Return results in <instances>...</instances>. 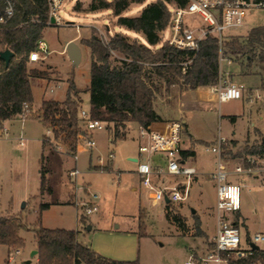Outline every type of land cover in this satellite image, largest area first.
I'll return each instance as SVG.
<instances>
[{
    "label": "rangeland",
    "instance_id": "374dc122",
    "mask_svg": "<svg viewBox=\"0 0 264 264\" xmlns=\"http://www.w3.org/2000/svg\"><path fill=\"white\" fill-rule=\"evenodd\" d=\"M152 1L155 0L133 3L124 15H138ZM77 2L82 3L81 10L75 8ZM90 2L64 0L59 10L63 23L45 28L42 40L46 42L49 54L39 62H28V66L46 71L47 75L30 78L34 97L30 112L24 120L16 116L6 122L10 137H0V215L17 216L24 224L20 230L24 245L10 248L0 244V264H39L38 256L32 257L31 252L32 247L37 249L34 228L40 224L48 228L83 229L79 233L80 240L110 258L139 260L140 264H184L192 250L204 251L212 245L217 229L216 187L212 173L218 158L206 147L225 138L226 158L229 165H234L240 155L258 149L264 140L261 77L244 74L255 68H245L248 60L230 58L224 49L220 51V70L225 79L221 78L215 87L243 83L245 88L240 99L221 102L213 89L209 97L200 99L189 91V87L173 85L167 88L163 80L155 76L161 89L154 104L167 119H186L183 146L196 151L190 162L199 173L187 200L169 207L155 203L141 184L136 172L137 162L128 159L141 158L137 123L127 124L126 137L114 141V124L108 122L107 127L93 132L96 145L77 152L75 157L76 150H70L62 137L56 138L53 132H48L39 119V108L44 100L66 98L70 78L80 91L81 106H89L90 95L86 89L90 84L92 58L82 39L93 33V27L98 29L101 37L108 39L117 20L106 9L88 10ZM195 21L201 23L199 19ZM186 23H189L187 18ZM261 25L264 26V9L251 10L245 27L229 38L246 37L250 29ZM170 34L169 29L165 30L167 37ZM72 38L82 50L78 66L73 65L64 49L66 41ZM120 58L115 54L112 60L118 62ZM20 135L24 137L23 146L18 140ZM44 137L47 145H44ZM43 166L50 170L47 178L52 191L41 192L40 170ZM100 166L108 169H100ZM76 167L80 173L72 179L69 172ZM248 178L244 176V182ZM89 199L98 204V210L82 222L79 212L82 203ZM244 199L245 218L239 221L242 235L264 233V183L246 188ZM43 203H48L49 207L41 210ZM192 208L196 209L195 213ZM199 214L208 233L205 232V236L196 235L195 221L196 217L200 219ZM140 218L145 232L141 237L138 233ZM89 219L93 223L92 229H88ZM200 222L202 228L201 219ZM242 246L247 247V241H243ZM260 247L264 249V242ZM18 248L20 252L16 254ZM29 260L31 262L27 263Z\"/></svg>",
    "mask_w": 264,
    "mask_h": 264
},
{
    "label": "trees",
    "instance_id": "16d2710c",
    "mask_svg": "<svg viewBox=\"0 0 264 264\" xmlns=\"http://www.w3.org/2000/svg\"><path fill=\"white\" fill-rule=\"evenodd\" d=\"M146 0H91L88 10L112 11L116 25L141 34L144 38L118 31L104 39L93 27V33L82 39V44L91 51L90 111L92 117L114 124L113 140L124 139L128 122L136 121L148 126L163 120L155 109V99L160 92L155 76L167 85H184L190 89L200 86H215L222 78L220 51L228 57L248 60L245 68H255L244 74H258L264 88V26L250 29L246 37L227 38L220 44L214 35L199 42L196 50L178 48L163 41L162 32L171 20L170 4L184 7L188 0H155L144 6L135 16L124 15L133 3L144 4ZM77 2L75 8L82 9ZM16 13L9 25L0 33L2 45L14 52L8 66L0 57V124L22 113L24 104L33 103L30 78L46 76V71L29 68V54L38 48L44 30L49 25L48 0H15ZM121 56L118 62L112 60ZM64 100H44L39 108V119L56 138L62 137L69 149L76 150L82 131L78 117L81 107L80 91L73 78L69 79ZM75 96V98H73ZM235 120V117H233ZM44 145L47 138H43ZM264 150V142L259 146ZM257 149L248 150L254 152ZM187 154L188 152H184ZM191 153L195 154L192 150ZM100 169H108V167ZM41 172V192L49 189L47 173ZM49 207L41 204V210ZM169 207V205L167 206ZM196 215V214H195ZM80 220L86 221L81 215ZM180 220V218H179ZM182 227H186L182 222ZM24 227L21 218L0 215V244L21 247L24 240L20 230ZM144 225L139 221V236ZM196 235L205 236L198 217L195 221ZM39 264H140L139 260H115L108 258L78 241V230L48 228L40 224L34 228ZM230 264H264V249H251L247 257H231Z\"/></svg>",
    "mask_w": 264,
    "mask_h": 264
},
{
    "label": "built area",
    "instance_id": "2783aa9c",
    "mask_svg": "<svg viewBox=\"0 0 264 264\" xmlns=\"http://www.w3.org/2000/svg\"><path fill=\"white\" fill-rule=\"evenodd\" d=\"M49 1V25H61L63 18L59 12L64 0ZM171 20L166 28L170 36L163 31V41L189 50H196L199 42L208 35H214L222 44L225 39L234 36L235 31L247 24L251 10L264 9V0H188L184 7L170 4ZM15 0H0V33L9 25L15 16ZM186 18L189 23H186ZM53 19V21H52ZM201 20L199 24L195 20ZM6 48L0 37V51ZM41 52L44 54L42 55ZM49 54L46 42L40 40L38 48L30 52L29 62H39ZM242 84L229 83L216 88L221 102L243 97ZM30 112V105L24 104L21 114L23 120ZM82 131L76 145L77 152L93 148L96 141L92 136L97 129L107 127L108 121L92 117L90 108L81 106L78 111ZM186 122L183 119H163L152 122L148 126H139V156L130 158L137 162L136 172L141 184L149 192L155 203L164 206L178 204L187 200L191 187L198 176V170L190 162L195 156L192 147L185 148L183 138ZM0 137H9V128L0 124ZM20 145H24V137H18ZM227 140L223 137L206 149L217 155V167L212 173L217 189L216 234L210 247L204 251L192 250L184 264H230L229 258L247 257L251 253V244L260 246L264 242V233L243 236L236 215L241 212L243 202L244 176L260 179L264 182V150L258 148L254 152H246L238 157L234 165H229L226 158ZM188 152L185 154L184 152ZM80 173L76 167L69 172L73 179ZM242 178V179H240ZM172 179L173 181H166ZM77 179L75 180V182ZM96 197V195H95ZM168 200V202L166 201ZM79 216H89L98 210V204L89 199L82 203ZM247 241V247L242 242ZM16 254L20 249L15 250ZM12 256L10 255V258Z\"/></svg>",
    "mask_w": 264,
    "mask_h": 264
},
{
    "label": "crops",
    "instance_id": "0c3cea01",
    "mask_svg": "<svg viewBox=\"0 0 264 264\" xmlns=\"http://www.w3.org/2000/svg\"><path fill=\"white\" fill-rule=\"evenodd\" d=\"M142 10V9H141ZM140 10V11H141ZM108 11H110V10H108ZM110 14H112V11H110ZM118 31H122V32H124V33H128L129 35H131V36H137V37H139V38H141L142 40L144 39L143 38V36L141 35V34H136L135 32H133V31H131V30H128L126 27H123V26H117L116 25V28L115 29H113L109 34L110 35H113L114 33H116V32H118ZM106 37H108V35L106 36ZM71 40H73L74 41V39L72 38V39H70L69 41H71ZM67 42V41H66ZM249 75H252V74H249ZM248 75V76H249ZM232 77H234V78H236L234 75L232 76ZM245 77H247V75L245 76ZM222 78H224L223 76H222ZM225 79V78H224ZM243 86H244V84L243 83H241ZM222 86V85H221ZM216 88L217 87H215V86H200V87H198V88H196V89H190L189 91H191V92H194L195 93V95L197 96V98H200V99H203V98H207V97H209L210 96V94H211V92H210V90H212L213 89V91H216ZM244 88H245V86H244ZM262 89L264 90V88L262 87ZM244 90V89H243ZM89 95H90V93H89ZM212 95H215V94H212ZM218 95V94H217ZM251 97H253V95H251ZM47 100H52V99H47ZM54 100V99H53ZM83 104H84V102H83ZM87 108H90V100H89V106L87 107ZM155 109H156V111L161 115V117L163 118V119H167V117L165 116V115H163L161 112H160V110L158 109V107H156L155 106ZM11 120H13V119H11ZM11 120H7V121H5L4 123H6V122H8V121H11ZM183 120L186 122V119L185 118H183ZM131 123H137L138 124V126H140L139 125V123L138 122H136V121H131V122H128V124H130L131 125ZM48 132H52L50 129H48ZM192 136V135H191ZM10 137V136H9ZM9 137H6V138H9ZM24 144H25V142H24ZM47 145V144H46ZM21 146H23V145H21ZM194 150V149H193ZM195 151V150H194ZM194 155H196V151H195V154ZM130 158H133V157H129L128 159H130ZM131 160V159H130ZM117 166V165H116ZM47 170H48V172H50V170L48 169V168H46ZM199 176V175H198ZM198 176H197V178L196 179H198ZM259 183H264L262 180H260V179H256V178H251V177H249L248 179H246V181L244 182V187H243V202H242V209H243V207H244V203H245V199H244V191H245V189L246 188H248V187H256ZM49 186V185H48ZM215 187H216V185H215ZM136 189V188H135ZM47 191H52V187L51 186H49V189L47 190ZM216 203H217V189H216V202H215V207H216ZM242 209H241V212H239L237 215H236V217H237V219H243V218H245V216H244V214H243V211H242ZM197 211H198V209H197ZM199 217H200V219H201V221H202V228H203V220H202V218H201V215L199 214ZM90 220V219H89ZM91 221V220H90ZM91 229L93 228V223H92V221H91ZM119 225H116V227H118ZM76 230H78V241L80 242V243H82V244H85V245H88L89 247H91L92 249H94L91 245H89V244H87V243H83L81 240H80V237H79V233H81L82 231H83V229H80V228H77ZM203 231L204 232H206L205 230H204V228H203ZM207 233V232H206ZM208 234V233H207ZM215 236V235H214ZM213 236V237H214ZM32 249L34 250L35 248L34 247H32ZM94 250H96V249H94ZM97 251V250H96ZM97 252H99V251H97ZM100 254H102L101 252H99ZM103 256H105V257H108V258H110V256H107V255H104V254H102ZM112 259H114V258H112ZM115 260H132V259H115Z\"/></svg>",
    "mask_w": 264,
    "mask_h": 264
},
{
    "label": "water",
    "instance_id": "95a60500",
    "mask_svg": "<svg viewBox=\"0 0 264 264\" xmlns=\"http://www.w3.org/2000/svg\"><path fill=\"white\" fill-rule=\"evenodd\" d=\"M53 21V19H52ZM64 49L67 51L69 58L71 59L72 63L74 66H78L81 62V58H82V50L81 47L78 43H76L75 41H67L65 43ZM14 56V52L9 49L6 48L5 50L0 51V57L1 59L4 61L5 66H8L11 58ZM264 142V140H263ZM168 202V200H166ZM25 205V202L23 204V206ZM196 209L192 208V213H195ZM88 229H91V226H88ZM252 249H259L261 248L259 245L257 244H251ZM38 254V250L34 249L31 252V256L34 257L35 255ZM31 261L29 260L27 263H30Z\"/></svg>",
    "mask_w": 264,
    "mask_h": 264
}]
</instances>
